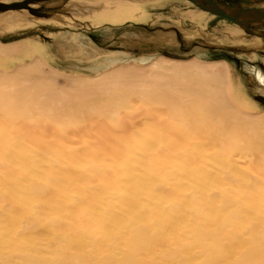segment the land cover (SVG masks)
<instances>
[{
	"label": "bare ground",
	"instance_id": "obj_1",
	"mask_svg": "<svg viewBox=\"0 0 264 264\" xmlns=\"http://www.w3.org/2000/svg\"><path fill=\"white\" fill-rule=\"evenodd\" d=\"M150 66L0 70V264H264V117L213 63Z\"/></svg>",
	"mask_w": 264,
	"mask_h": 264
},
{
	"label": "rangeland",
	"instance_id": "obj_2",
	"mask_svg": "<svg viewBox=\"0 0 264 264\" xmlns=\"http://www.w3.org/2000/svg\"><path fill=\"white\" fill-rule=\"evenodd\" d=\"M110 1L0 0V70L9 73L20 64L38 68L67 93L73 78L96 79L117 66L134 64L148 70L157 59L179 63L196 59L226 73L242 105L264 117V38L228 19L198 12L182 0H114L138 14L137 22L116 23L101 12L114 6ZM221 2L252 6L246 0ZM7 14L20 24L2 22ZM255 30L264 32V24ZM160 37L170 43L160 45ZM150 54L153 57L144 60ZM134 104L139 106L140 101Z\"/></svg>",
	"mask_w": 264,
	"mask_h": 264
},
{
	"label": "water",
	"instance_id": "obj_3",
	"mask_svg": "<svg viewBox=\"0 0 264 264\" xmlns=\"http://www.w3.org/2000/svg\"><path fill=\"white\" fill-rule=\"evenodd\" d=\"M198 8L214 15L230 19L246 31L264 37V32H257L255 27L264 24V7L228 6L220 0H189ZM251 3H264V0H247Z\"/></svg>",
	"mask_w": 264,
	"mask_h": 264
}]
</instances>
